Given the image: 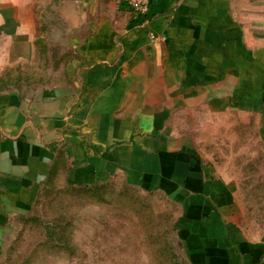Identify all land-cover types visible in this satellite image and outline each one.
<instances>
[{
  "label": "crops",
  "instance_id": "obj_1",
  "mask_svg": "<svg viewBox=\"0 0 264 264\" xmlns=\"http://www.w3.org/2000/svg\"><path fill=\"white\" fill-rule=\"evenodd\" d=\"M31 2L0 0V45L24 43ZM87 14L70 83L28 92L0 75V249L44 189L122 176L180 205L188 264H264V228L242 223L232 183L171 128L206 108L253 116L264 142V0H153L145 17L91 0Z\"/></svg>",
  "mask_w": 264,
  "mask_h": 264
},
{
  "label": "rangeland",
  "instance_id": "obj_2",
  "mask_svg": "<svg viewBox=\"0 0 264 264\" xmlns=\"http://www.w3.org/2000/svg\"><path fill=\"white\" fill-rule=\"evenodd\" d=\"M31 1L35 25L25 29L24 43L0 45L8 55L0 75L9 89L55 90L70 83L71 39L91 0ZM171 128L232 183L242 223L264 228V142L256 119L187 109L174 113ZM180 213L171 198L131 187L122 176L89 191L50 188L3 237L0 264H188Z\"/></svg>",
  "mask_w": 264,
  "mask_h": 264
},
{
  "label": "built area",
  "instance_id": "obj_3",
  "mask_svg": "<svg viewBox=\"0 0 264 264\" xmlns=\"http://www.w3.org/2000/svg\"><path fill=\"white\" fill-rule=\"evenodd\" d=\"M124 3L130 8L132 13L137 16L145 17L148 14V11L153 3V0H123ZM151 38H155V35L152 34Z\"/></svg>",
  "mask_w": 264,
  "mask_h": 264
},
{
  "label": "trees",
  "instance_id": "obj_4",
  "mask_svg": "<svg viewBox=\"0 0 264 264\" xmlns=\"http://www.w3.org/2000/svg\"><path fill=\"white\" fill-rule=\"evenodd\" d=\"M101 185H103V184H101ZM100 185H97V186H82V187H72V186H67V188L69 187V188H78V189H83V190H85V191H89V190H92L93 188H95V187H99ZM132 187V186H131ZM50 188H56L55 186H53V187H48V188H46V189H44V192H48V190L50 189ZM101 188V187H100ZM135 188V187H134ZM99 189V188H98ZM97 190V189H96ZM22 218H24V217H22ZM22 218H20V219H22ZM19 219V220H20ZM18 220V221H19ZM47 231H48V234L50 235V236H56V235H58V233L56 232V230L55 229H53L52 227H48L47 228Z\"/></svg>",
  "mask_w": 264,
  "mask_h": 264
}]
</instances>
